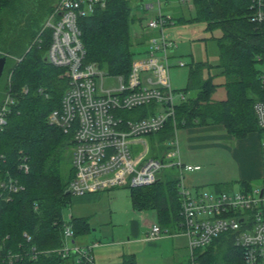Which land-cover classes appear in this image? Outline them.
Returning a JSON list of instances; mask_svg holds the SVG:
<instances>
[{
	"label": "trees",
	"instance_id": "obj_1",
	"mask_svg": "<svg viewBox=\"0 0 264 264\" xmlns=\"http://www.w3.org/2000/svg\"><path fill=\"white\" fill-rule=\"evenodd\" d=\"M58 2L53 0L44 6L41 18L39 9L0 0V55H8L0 91L11 74V90L17 96L8 124L0 131V178L9 171L26 185V191L16 194L12 201L0 200V239L10 235L9 244L15 247L24 242V231L32 235V244L38 249L63 244L62 209L70 202L68 187L75 174L73 165L69 167L73 160L72 138L49 124L48 117L60 105L68 80L65 68L46 59L51 31H43ZM138 2L109 0L105 8L98 7L94 14L80 19L87 61L110 75H128L135 57L145 50L149 35L145 31L146 16L136 13ZM192 2L194 19L206 21L209 29L223 31L218 38L217 64L222 81L215 82L212 75L203 76L212 64L191 65L189 88L196 89L197 95L178 105L176 120L169 122L168 128L175 132L179 128L220 124L231 135L246 138L259 131L254 104L264 99L262 71L257 67L264 61V22L251 19V0ZM13 14L18 17L13 18ZM136 25H140L141 34L135 30ZM218 86L226 89V98L212 97ZM24 162L29 165L27 173L19 170ZM177 183V178H162L151 186L133 187L134 208L155 209L162 227H176L181 219ZM35 202L39 204L37 209ZM71 223L75 235L89 230L83 218L72 216ZM241 259L230 235L215 239L201 258L203 264H241ZM17 264H74V259L46 252L36 260ZM125 264H136L135 257H127Z\"/></svg>",
	"mask_w": 264,
	"mask_h": 264
},
{
	"label": "built area",
	"instance_id": "obj_2",
	"mask_svg": "<svg viewBox=\"0 0 264 264\" xmlns=\"http://www.w3.org/2000/svg\"><path fill=\"white\" fill-rule=\"evenodd\" d=\"M193 7L192 0H180ZM109 0H59L50 13L43 31H51L46 59L65 68L67 86L60 105L50 112L49 124L72 138L74 177L68 190L74 196L101 193L117 187L151 186L164 178L168 168L178 169L177 187L180 195L179 221L182 234L188 239L189 260L182 264H203L201 258L215 239L230 235L241 253V264H264V187L234 193L192 194L186 184L185 172L202 170L200 164L182 158L178 129L170 149L152 155L148 136L167 128L176 120L178 105L170 81L172 57L177 42L165 27L173 24L172 16L159 11L148 17L145 25L149 35L145 50L135 57L128 75L113 76L94 62L87 61L80 19L105 8ZM145 11L155 8V2L139 0ZM251 19L264 22V0H251ZM37 41L41 42L38 38ZM179 66L186 65L182 59ZM264 83V73L261 72ZM27 91L28 88L24 87ZM44 92L43 89H40ZM48 97V94H46ZM17 104L11 90V74L4 90L0 91V131ZM260 135L261 158L264 166V99L254 104ZM19 170L29 171V165L19 164ZM0 178V200L12 201L16 194L26 191L19 176L7 171ZM35 208H39L37 202ZM164 229L159 222L151 225L148 240L159 238ZM71 221L64 223L63 244L41 250L32 244V235L24 231V242L15 247L9 244L10 235L0 239V264H17L36 260L43 253H55L74 264H95L93 250L98 245L79 244L74 238ZM72 240L71 244L69 241Z\"/></svg>",
	"mask_w": 264,
	"mask_h": 264
},
{
	"label": "rangeland",
	"instance_id": "obj_3",
	"mask_svg": "<svg viewBox=\"0 0 264 264\" xmlns=\"http://www.w3.org/2000/svg\"><path fill=\"white\" fill-rule=\"evenodd\" d=\"M52 1L14 0L16 5H29L34 11L41 10V18L45 12V7L50 5ZM144 2H155V8L150 11H145L142 4H139L138 9H136V13L146 16L144 20L146 25L148 17L155 16L159 11V5L157 0H144ZM160 2L164 14L172 16L174 19V23L166 26L165 31L170 33L172 39L178 44V48L174 51L175 56L172 57L173 62L169 74L171 85L175 90V101L179 103L182 93H185L188 100L194 98L198 92L194 88H189L191 65L198 62L212 64L209 70H205L203 76L207 78L212 75L215 82L222 81V78L218 76L220 68L217 67V64L219 63L218 38L222 37L223 31L221 28L209 29L206 21L194 19L196 17L195 9L190 8L180 0H160ZM17 17V14H13V18ZM138 27L140 25H136L134 28L141 34L142 29H138ZM138 56L140 55L136 57ZM179 59H182L186 65L179 66L177 64ZM257 67L264 73V61L258 62ZM226 96V89L223 86H218L212 95L215 99H224ZM178 135L184 161L196 160L198 162L196 164L202 166L200 171L185 172L186 184L190 187L193 195H196L197 191L208 194L234 193L244 190L246 187L249 190L264 187V175L258 178H255L257 176L248 178V183L242 182L246 169L245 163H249V159L253 158L251 156L244 157L248 154L245 148H249L248 152L255 156L256 144L260 139L258 131H254L248 138L244 139L234 136L233 140L230 141H219L212 138V134L207 132L189 135L182 128L178 129ZM174 137L175 132L168 126L162 131L149 135L148 140L152 155L160 157L166 153ZM71 165H73L72 159L69 167ZM178 174V169L175 167L168 168L163 173L164 178H177ZM131 189L129 185L114 188L112 189L113 193L111 191L105 192L106 194L109 193V196H106L104 200L89 207L81 204L78 196L71 194L70 202L62 209L64 222L71 221L72 216L79 217L83 214L89 219V230L80 231L74 238L70 239H75L78 243L81 242L85 245L98 242L94 248V257L98 262L103 255L112 258L125 252L126 244L121 241L130 236L129 225L126 222L128 217L136 212L131 199ZM147 210L154 212L153 209ZM147 210L143 211L148 212ZM181 233L182 230L179 225L176 228L164 227L162 253L153 256L144 253L140 258H137L138 264L144 262L146 264H166V260L170 261L169 259H172L175 264H182L189 260L191 251L188 247V239ZM71 242L72 240L69 241V244ZM133 246L135 245L133 244ZM134 249L136 250L137 247Z\"/></svg>",
	"mask_w": 264,
	"mask_h": 264
},
{
	"label": "crops",
	"instance_id": "obj_4",
	"mask_svg": "<svg viewBox=\"0 0 264 264\" xmlns=\"http://www.w3.org/2000/svg\"><path fill=\"white\" fill-rule=\"evenodd\" d=\"M183 130L188 132L189 135H192V134L196 135L198 133H203V132L211 133L212 134L211 137L215 138L219 141H221V140L230 141V140H233V138H234V136L231 135L230 133H228L225 130V128L223 127V125H220V124L204 125V126H192V127H188L186 129H183ZM258 137L260 138V135H258ZM260 142H261V140L259 139L258 143L256 144L255 156L248 152L249 148H245L248 154H246V156H244V157L251 156L253 158L249 159V161H248L249 163H245L246 169H245V172L243 174V181H242L244 183H248V181H249L248 178H252L255 176H257L255 178H258L261 175H264V166H263V162H262V158H261ZM186 162H189L192 164L198 163L196 160L195 161H186ZM246 186H248V185H246ZM110 191H111V193H113L112 189H111V190H107V191H104L101 193H90V194H86L83 196H78L80 198L79 201L81 202V204H85L86 207L87 206L89 207L91 205H94L98 201L100 202V201L104 200V198L106 196H109V193L108 194H106V193L110 192ZM134 209L136 210V212L134 214L130 215L128 217L127 222H126V224L129 225L128 228L130 230V236H128L127 239H124L121 241L123 244H126L125 252H127V253L124 252V253H122V255H117V256L112 257V258H107L106 256L103 255V257H101V260L99 259V262H98V260L95 259V264H125L126 258L131 257V256L135 257L136 264H138L137 258L138 257L140 258L144 253L150 254L151 256L162 253V251H163L162 245H163L164 236L161 235L159 238H155V239H151V240H148V238H147L151 225L155 222H159V217H158L157 211L155 209H153V211L155 212L154 213V212H149L147 209H143V210H147L148 212H144L143 210H139L136 208H134ZM85 216H86L85 214L79 215V218H83L86 221L88 220L87 222H89V219ZM112 221H113V219H112ZM163 229H164V227H163ZM75 241L78 243L77 240H75ZM79 244H84V243L79 242ZM133 244L135 245V246H133L134 248L137 247L136 250L132 247ZM93 253H94V250H93ZM169 260L170 261L166 260V262H167L166 264H175V263H173L172 259H169ZM143 264H146V263L144 262Z\"/></svg>",
	"mask_w": 264,
	"mask_h": 264
},
{
	"label": "water",
	"instance_id": "obj_5",
	"mask_svg": "<svg viewBox=\"0 0 264 264\" xmlns=\"http://www.w3.org/2000/svg\"><path fill=\"white\" fill-rule=\"evenodd\" d=\"M7 63H8V55H0V87L2 80L4 78Z\"/></svg>",
	"mask_w": 264,
	"mask_h": 264
}]
</instances>
